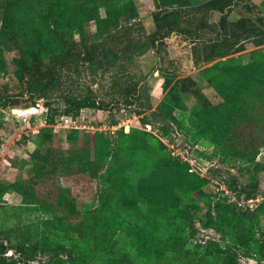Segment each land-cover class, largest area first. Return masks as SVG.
<instances>
[{
  "label": "rangeland",
  "instance_id": "1",
  "mask_svg": "<svg viewBox=\"0 0 264 264\" xmlns=\"http://www.w3.org/2000/svg\"><path fill=\"white\" fill-rule=\"evenodd\" d=\"M263 58L264 0H0V264H264L234 199L264 195ZM89 95L78 127L7 116Z\"/></svg>",
  "mask_w": 264,
  "mask_h": 264
},
{
  "label": "trees",
  "instance_id": "2",
  "mask_svg": "<svg viewBox=\"0 0 264 264\" xmlns=\"http://www.w3.org/2000/svg\"><path fill=\"white\" fill-rule=\"evenodd\" d=\"M51 14V9L48 8L46 16H50ZM9 16H7L4 20H3V27H7L9 24ZM260 65H264V58L259 59V60H255V61H251L250 64L244 65V66H240L238 68V70L240 72H248L249 74H247L245 76L244 80H248L249 82H254V78H253V68L254 67H258ZM64 103H65V107L63 108V112L66 113L69 118L71 120H73L75 118L74 114H79V112L82 109H89V108H103V104L101 102H99L95 96L93 95H89L83 98H76V97H65L64 99ZM48 107V111H47V115H46V123L47 125L49 124H53L55 122V117L61 114V109L59 107H52L49 104H46ZM46 126V124H45ZM44 126V127H45ZM75 129V128H73ZM41 129L38 130V133L40 132ZM76 131V130H74ZM118 132V131H117ZM130 132V131H129ZM128 132V133H129ZM119 133L122 135H126L128 133H124L122 131V129L119 130ZM67 139H72L71 135H68ZM36 143L37 140H35ZM38 145V144H37ZM51 151L53 153V157L51 158V164L53 165V167L57 166L58 163V158H57V153H58V149L56 148H52L51 147ZM256 153H254L251 157H248V160H251L252 158H254V155ZM30 157L29 162L32 161V157L37 158V155L30 153L28 155ZM47 163H41L38 164L36 166H34L33 164V169H34V176H38L39 173L46 168ZM163 174H165L166 176H169V179L171 178L172 174L170 172H162ZM157 175H160V173H156L155 171H152L150 173H147L144 175L143 180L145 182V184H147V186H156V180H154ZM15 190L16 192H18L20 195H23V191L20 190L19 188L13 186V184L9 183V184H0V198L3 197L4 193L7 190ZM253 196L251 192H246L245 195L240 196V194L237 195V197H251ZM160 197H158V199L155 200V202L153 203V205L156 206H162V208H174L173 203H171L170 201H167L166 199H164L163 197L161 199H159ZM245 210L243 212H241V214L243 215L244 218H249L250 220H253L254 217H256V210L250 211V209L248 208H244ZM258 247L264 248V241H262V243H260L258 245V243L253 242L252 243V248L254 250H257Z\"/></svg>",
  "mask_w": 264,
  "mask_h": 264
},
{
  "label": "built area",
  "instance_id": "3",
  "mask_svg": "<svg viewBox=\"0 0 264 264\" xmlns=\"http://www.w3.org/2000/svg\"><path fill=\"white\" fill-rule=\"evenodd\" d=\"M47 111H48L47 105L42 100H38L33 106H29V111H26L23 114H20V113L14 112L13 109H11L7 116H8V119L13 120L15 117L17 118V116L25 115L23 121L25 122L27 128H30L31 116H33L34 114V115H38L41 118L43 117L44 122H41V123H46ZM55 124L63 125V126L70 127V128L79 126L78 124H75V120H71L69 116L63 112L62 109H61V114L58 116V118H56ZM147 125L150 126L149 124ZM124 129L128 130V125L127 124L125 125V123H124ZM38 130H39V127L32 128V131L34 133L38 132ZM223 189L225 190V192L222 195L225 196L228 194L229 196L230 195L228 191L229 189L226 187H224ZM234 199L239 205L245 208H248L250 210H253L254 208L258 206L260 200L264 199V195L260 193L259 195L251 196V197L235 196Z\"/></svg>",
  "mask_w": 264,
  "mask_h": 264
},
{
  "label": "crops",
  "instance_id": "4",
  "mask_svg": "<svg viewBox=\"0 0 264 264\" xmlns=\"http://www.w3.org/2000/svg\"><path fill=\"white\" fill-rule=\"evenodd\" d=\"M11 110V109H10ZM39 129H40V127H39ZM31 142H33L34 143V141L33 140H30ZM4 145V144H3ZM2 149H4V150H6V147H3ZM16 150V151H15ZM19 150H22L21 149V147H18V148H14L12 151L14 152V154H17V152H19L20 154H19V160H23V158H25V156L27 155H29V153H28V151H19ZM22 152V153H21ZM31 153V152H30ZM4 160V156L3 157H1V161H2V163L4 162L3 161ZM5 162H7L8 164H11L12 163V161L11 160H8V159H5ZM4 162V163H5ZM1 165V164H0ZM30 165H31V163H29L28 161H23L22 162V164H19V166L17 167L18 168V170L19 171H21V172H27V171H29L30 170ZM6 195H10V196H12L13 198H15V199H18L19 198V196H20V194L18 193V192H16L15 190H7L5 193H4V195H3V197L4 196H6Z\"/></svg>",
  "mask_w": 264,
  "mask_h": 264
},
{
  "label": "water",
  "instance_id": "5",
  "mask_svg": "<svg viewBox=\"0 0 264 264\" xmlns=\"http://www.w3.org/2000/svg\"><path fill=\"white\" fill-rule=\"evenodd\" d=\"M14 110L16 111V113H24L26 111L29 110V108H14Z\"/></svg>",
  "mask_w": 264,
  "mask_h": 264
}]
</instances>
